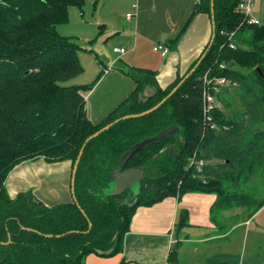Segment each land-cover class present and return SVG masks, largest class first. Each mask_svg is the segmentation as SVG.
Segmentation results:
<instances>
[{"label":"trees","instance_id":"trees-1","mask_svg":"<svg viewBox=\"0 0 264 264\" xmlns=\"http://www.w3.org/2000/svg\"><path fill=\"white\" fill-rule=\"evenodd\" d=\"M241 2L214 0L213 43L166 88L158 86L154 72L122 71L131 77L133 92L94 124L86 115L85 95L102 73L87 85H63L82 73V47L57 31L68 21V8L82 10L85 0H0V264H87L91 254L115 257L136 209L170 197L214 194L213 221L232 209L247 221L264 207V25L248 24L238 10ZM210 6L211 0H200L167 45L177 43L196 14L211 20ZM203 55L158 109L121 120L86 144L75 176L77 204L48 207L31 191L9 196L5 182L16 166L69 162L72 172L88 137L155 107ZM218 79L225 84H216ZM205 88L215 99L209 119L203 117ZM146 140L153 141L124 168L144 172L136 198L130 191L105 195L122 157ZM186 219L182 210L176 230L188 225ZM179 246V241L172 246L169 264H178ZM204 263L240 264L241 258L218 253Z\"/></svg>","mask_w":264,"mask_h":264},{"label":"crops","instance_id":"crops-1","mask_svg":"<svg viewBox=\"0 0 264 264\" xmlns=\"http://www.w3.org/2000/svg\"><path fill=\"white\" fill-rule=\"evenodd\" d=\"M86 2L92 16L97 17V28L83 37L87 44H78L82 47L80 51L98 60V76L102 73L94 88L85 95L86 115L94 124L133 92L135 86L131 77L122 71L133 74V68L154 72L158 86L166 88L190 69L210 40V17L198 13L177 43L167 45L183 28L200 0H98L96 6L95 0H91L90 6L88 0ZM249 17L264 25V0H251ZM158 45L168 50L165 56L153 50ZM115 49L124 53H117ZM70 174L69 162H25L9 173L5 187L11 197L31 191L41 203L51 207L72 200ZM215 200L214 194L189 193L180 200L170 197L151 207L137 208L124 237L122 253L108 264L121 261L169 264L168 255L176 241L181 244L193 240L211 245L228 232L240 226L250 227L255 219L264 218L263 207L247 221L238 219L239 210L235 214L224 212L217 222L213 221L210 208ZM182 210L186 212L188 225L176 230Z\"/></svg>","mask_w":264,"mask_h":264},{"label":"rangeland","instance_id":"rangeland-1","mask_svg":"<svg viewBox=\"0 0 264 264\" xmlns=\"http://www.w3.org/2000/svg\"><path fill=\"white\" fill-rule=\"evenodd\" d=\"M88 2L90 6L91 0H88ZM87 6L86 2L82 10L69 7L68 21L57 26L60 35L73 38L81 46L87 44V42H84L85 36L87 37L90 31L97 28V17L92 16L91 7ZM78 57L83 68L82 73L63 83V85H87L93 83L97 78L100 72L97 68L98 60L92 54L84 51H80ZM235 211L237 212V209L229 210L228 213L235 214ZM221 232L223 231L221 230ZM182 235H180V238ZM218 253L238 255L241 258L240 264H264V218L255 219L250 227L240 226L238 230L228 232L223 239H219L211 245L198 244L193 240L190 242L182 241L178 248L177 261L179 260L180 264H205V259ZM180 254L181 257H179ZM113 260L114 257H100L91 254L86 258V263L108 264Z\"/></svg>","mask_w":264,"mask_h":264},{"label":"water","instance_id":"water-1","mask_svg":"<svg viewBox=\"0 0 264 264\" xmlns=\"http://www.w3.org/2000/svg\"><path fill=\"white\" fill-rule=\"evenodd\" d=\"M213 2H214V0H211V6H210L211 7V36H210V40H209V47L213 43L214 32H215ZM204 55L199 59L197 64L190 70V72L185 76V78L155 107H153L152 109H150V110H148L146 112H143V113H141L139 115L125 116L123 118L115 120L113 123L105 126L104 128H102L101 130H99L98 132H96L95 134H93L92 136L88 137L85 140L83 146L80 149V152H79V154L77 156V159H76V161L74 163V166H73V169H72V172H71L70 193H71V196H72V200L75 203H76V198H75V195H74L75 176H76V171H77V168H78V164H79L80 158L82 156V153H83V150H84L86 144L89 141H91L92 139H94L95 137H97L99 134H101L102 132L108 130L110 127H112L114 124L118 123L121 120L144 116V115H147V114L155 111L156 109H158L167 99H169L178 90V88L182 85V83L185 81V79H187L194 72V70L197 68V66L201 62L202 58L204 57ZM152 141L153 140H146V141H143V142L135 145L134 147H132L122 157V159H121V161L119 163V166L117 167V169L111 175L112 182L108 186V189L105 190V195L116 197V196L122 195L126 191H130L129 197L133 196L134 198H136L137 193H138V189H139V184L145 177L144 172L141 169H138V168H131V169H126V170L124 168H125V165L127 164L128 160L131 158V156L135 152H138L139 150H141L143 147H145L147 144H149ZM89 228H91V224H89ZM48 237H50V236H48ZM8 242H10V241H8Z\"/></svg>","mask_w":264,"mask_h":264},{"label":"built area","instance_id":"built-area-1","mask_svg":"<svg viewBox=\"0 0 264 264\" xmlns=\"http://www.w3.org/2000/svg\"><path fill=\"white\" fill-rule=\"evenodd\" d=\"M238 10L246 17L248 24L256 25V26L260 25L257 20L249 17L250 10H251V0H242V2L238 6ZM153 50L155 52H159L161 56H165L168 53V50L165 47L160 46V45L155 46ZM114 51L117 53H124V50L115 49ZM221 67L224 68V65H221ZM215 83L218 85H223L225 84V80L218 79L215 81ZM209 84L210 83H208L207 86H209ZM212 90L214 93H217L219 91V88L213 87ZM203 101H204L203 117L204 119H209L210 118L209 115L211 114V112L213 111L215 107V99H214L213 93L209 91L208 88H205L203 92ZM190 163L194 164V160H192ZM197 164H198L196 167L197 169H200L203 166L202 162H198Z\"/></svg>","mask_w":264,"mask_h":264}]
</instances>
